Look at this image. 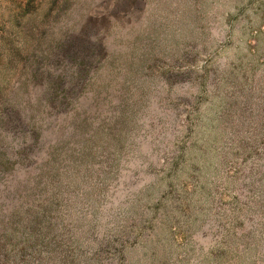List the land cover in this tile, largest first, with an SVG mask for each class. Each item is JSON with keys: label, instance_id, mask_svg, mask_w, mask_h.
<instances>
[{"label": "rangeland", "instance_id": "obj_1", "mask_svg": "<svg viewBox=\"0 0 264 264\" xmlns=\"http://www.w3.org/2000/svg\"><path fill=\"white\" fill-rule=\"evenodd\" d=\"M0 264H264V0H0Z\"/></svg>", "mask_w": 264, "mask_h": 264}]
</instances>
